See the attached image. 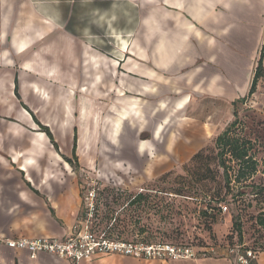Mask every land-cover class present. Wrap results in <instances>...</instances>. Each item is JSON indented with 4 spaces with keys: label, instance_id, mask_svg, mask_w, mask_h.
I'll return each instance as SVG.
<instances>
[{
    "label": "rangeland",
    "instance_id": "1",
    "mask_svg": "<svg viewBox=\"0 0 264 264\" xmlns=\"http://www.w3.org/2000/svg\"><path fill=\"white\" fill-rule=\"evenodd\" d=\"M89 2L0 0L3 31H6L0 45V183L15 180L6 173L18 171L9 154L12 141L31 139L38 134L40 182L69 184V187L77 184V199L73 197L72 186L62 197L71 202L62 209L68 212L66 218L73 220L69 228L66 218L58 219L60 227L67 230L66 235L87 225L97 238L137 244L166 243L189 247L198 254L195 260L136 259L115 254L99 255L92 261L116 257L133 261L132 264H235L234 258L223 251L229 246L259 252L256 264H264V251L260 248L264 245V228L257 222L258 216L264 214V80L254 96L249 97L246 92L237 98L233 93L245 84L250 89L257 63L231 70L238 79L227 85L233 100L221 102L207 95L195 97L187 110L189 115L216 114L214 121H219L221 131L222 127L223 131L231 127L235 131L232 136L251 143L250 156L258 163L256 172L237 183L232 178L237 175L239 163L229 153L219 157L220 150L215 144L218 132L204 138L178 128L175 102L169 101L167 106L169 122H157L150 115L133 113L112 93L95 96L81 92L88 83L75 80L71 85L73 75L56 63V46L62 32L78 36L106 56L123 62L129 49L139 48L141 41H146L148 50L157 45L156 28L164 37H174L178 32L188 33L200 27L183 10H142L144 4L126 0ZM237 8L242 17L226 22L227 29L255 32L258 29L264 44V3L251 0ZM155 14L162 16L163 24H156ZM47 23L55 26L51 38H36L24 56L14 53L13 37L25 36L31 28H42ZM219 24L212 23L205 29H219ZM29 62L31 68L26 70L24 64ZM49 64L53 68L58 66L60 71L50 73ZM33 84L41 92L33 93ZM227 86L221 84L220 88L228 89ZM219 113L222 118L217 117ZM212 116L206 120L212 122ZM18 120L22 123L20 128ZM38 123L49 127L53 141L45 133L40 135ZM106 188L120 190L128 196L149 194L145 212L139 211L138 218L132 211L135 207H129L131 211L126 209L124 216L136 217L126 226L100 227L99 220L106 215L109 205L105 204ZM157 195L162 197L161 214L157 210ZM124 198L121 204L125 205ZM97 203L98 214L93 211ZM76 205L77 210L71 211ZM113 205L119 209L115 202ZM225 206L228 211L224 213L221 207ZM237 219L242 225V242L234 228Z\"/></svg>",
    "mask_w": 264,
    "mask_h": 264
},
{
    "label": "crops",
    "instance_id": "2",
    "mask_svg": "<svg viewBox=\"0 0 264 264\" xmlns=\"http://www.w3.org/2000/svg\"><path fill=\"white\" fill-rule=\"evenodd\" d=\"M92 1L90 0L89 3ZM126 1L144 4L140 7L142 10L156 9L157 11L158 9L160 12L162 9L169 12H176L172 9L183 10L200 29L189 30L188 33L178 32L174 34V37H167V35L164 37L163 32L160 31L159 34L158 28H156L157 45H152V50H148L146 41H141L139 48L135 46L129 49L130 53L126 55L123 62L106 56L78 36L73 37L69 33L62 32L59 34L60 40L56 46L58 53L56 63L62 64L61 69L68 70L69 74L73 75L75 79L71 85L75 84V80L77 83L83 80L89 86L83 85L84 88L81 89V92L95 94V96L112 93L121 104L127 105L133 113L141 116L150 115L155 117L157 122L159 120L169 122L167 106L169 101L175 102L178 128L185 132L201 134L204 138L217 132L218 136L222 134L225 128L222 127V131L218 128L219 121H214L216 114L189 115L187 110L195 97L207 95L211 97V100L221 102L233 100V97L230 96L231 88L227 85L232 83V79L235 82L238 79L235 77L237 73L232 74L231 70L240 69L241 66L245 67L248 63L250 67H253V64L257 63L262 50L260 45H263L261 32L258 29L255 32L239 28L229 30L226 27V22L240 18L237 5L251 0ZM255 1L264 3V0ZM154 20L157 25L164 23L161 15L158 17L155 14ZM171 23L174 24V22ZM212 23H221L218 25L219 29H205L211 27ZM53 28L55 26L47 23L42 28H31L25 36L13 37L14 53L24 56L36 38H51ZM4 35H6V31H3L0 12V45L3 43ZM247 45L249 48L246 47ZM64 48L66 50L63 52ZM24 68L29 70L31 63L24 64ZM58 68V66L55 68L50 66L48 71L55 74L56 70L60 71ZM172 70L173 73H171ZM243 77L244 82L247 83L246 73L243 74ZM221 84L227 86L228 89L220 88ZM33 86V93L41 92L39 86L34 84ZM248 86L249 84H245L233 93L237 96L245 94L249 92ZM189 88L192 89L187 92ZM239 97L240 95L237 98ZM86 113L90 114L91 112L87 111ZM96 115L94 112L93 116ZM221 115L219 113L217 117L222 118ZM210 116L213 117L212 122L206 120V117ZM204 118L206 121H202ZM18 122L20 123L17 124L18 128L22 127L21 121L18 120ZM40 135L44 136L45 134L40 133ZM12 142L14 143L13 149H10L9 154L12 164L18 167V171L6 173L10 177L14 176L15 180L0 183V237L5 240H14L66 236L67 230L60 227L58 219L64 221L67 219L65 222H70L67 225L69 228L73 226V220L71 217L66 218L69 217L67 216L68 212L66 213L67 210L62 209L64 205L68 206L71 202L68 199L63 200L62 197L72 186L73 197L77 199L79 195L77 184H70L69 187V184L47 185L40 182V166L37 165L39 159L38 134L31 139L17 138ZM22 145L27 148H17ZM77 208L76 205L72 207L71 211L77 210ZM51 209L56 215H53ZM132 263L133 261H121L115 257L99 261L85 259L80 264ZM0 264L71 263L68 260L65 261L47 254H39L33 261L27 251L12 250L2 242L0 243Z\"/></svg>",
    "mask_w": 264,
    "mask_h": 264
},
{
    "label": "built area",
    "instance_id": "3",
    "mask_svg": "<svg viewBox=\"0 0 264 264\" xmlns=\"http://www.w3.org/2000/svg\"><path fill=\"white\" fill-rule=\"evenodd\" d=\"M238 127V126H236ZM239 129V127H238ZM237 175L232 179H236ZM223 212H227L228 208L221 207ZM12 250H24L30 255V259L35 261L39 254L54 255L71 264H80L85 259L99 257V255H123L136 259L159 258L179 260H195L198 255L196 251L189 247H176L166 243H146L137 244L133 242H124L120 240H109L105 237L97 238L92 230L83 225L82 230L71 233L61 238L43 237V238H18L14 240H5L0 237V243ZM219 249H221L219 247ZM213 252L218 253L212 249ZM224 253L234 258L235 264H256L259 252L251 249L240 250L239 247L225 248Z\"/></svg>",
    "mask_w": 264,
    "mask_h": 264
},
{
    "label": "trees",
    "instance_id": "4",
    "mask_svg": "<svg viewBox=\"0 0 264 264\" xmlns=\"http://www.w3.org/2000/svg\"><path fill=\"white\" fill-rule=\"evenodd\" d=\"M264 44L262 45V50L260 52V57L257 61V67L253 75V81L251 84V87L248 92V96H254V93L257 91L258 85L261 81L264 80ZM246 98V97H245ZM244 98V99H245ZM242 99V101H244ZM40 127V132L45 133L48 135V137L53 141V135L49 131V127L43 126L41 123H38ZM233 128L229 127L226 130L223 131L221 135H219L215 141V144H217L219 152V157L222 158L226 154H230L232 158L236 159V161L239 163L238 172L236 179H233V181H237V183H240L241 180H244L250 173H255L258 163L250 156V150H251V143L242 140L240 137L232 136L234 130ZM76 138V137H75ZM225 167V164L222 165ZM227 176V175H226ZM229 179V177L227 176ZM230 183V182H229ZM105 204L108 205L107 209L105 210L106 215H104L99 220L100 227L103 226L104 228H107L110 224L112 229H119L123 226H126V224L131 220H133L134 217L132 214L130 216H124L123 212H129L131 209L129 207H135L133 211L134 215L137 214L139 211L145 212V206L147 203V200L149 199L150 195L145 193H136L134 195H124L123 192L117 189H109L106 188L105 190ZM100 194V193H99ZM126 197V198H124ZM127 200V203L121 204V201ZM157 199V207H158V214H161L164 210H161V203H162V197L160 198L158 195L155 197ZM116 203L117 206H119V209H116V205H113V203ZM99 203H97V206L93 209L94 212H99ZM115 206V207H114ZM128 209V210H126ZM126 210V211H125ZM257 222L259 225L264 228V214H261L257 218ZM234 228L236 231V237L239 240V242H242L243 237V231H242V225L239 223V219L234 224ZM260 248L264 251V245H261Z\"/></svg>",
    "mask_w": 264,
    "mask_h": 264
}]
</instances>
